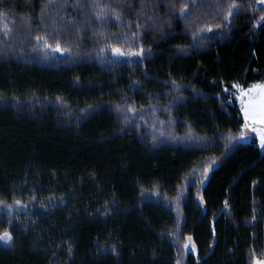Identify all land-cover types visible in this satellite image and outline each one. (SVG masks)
Here are the masks:
<instances>
[{
  "label": "trees",
  "instance_id": "1",
  "mask_svg": "<svg viewBox=\"0 0 264 264\" xmlns=\"http://www.w3.org/2000/svg\"><path fill=\"white\" fill-rule=\"evenodd\" d=\"M256 82L262 0H0V264H252Z\"/></svg>",
  "mask_w": 264,
  "mask_h": 264
},
{
  "label": "rangeland",
  "instance_id": "2",
  "mask_svg": "<svg viewBox=\"0 0 264 264\" xmlns=\"http://www.w3.org/2000/svg\"><path fill=\"white\" fill-rule=\"evenodd\" d=\"M51 1V0H50ZM68 0H62L63 2L67 3ZM264 2V0H262ZM24 21L22 22L24 25H27L28 21L24 18ZM26 36H29L26 33ZM10 52V51H9ZM237 90V98L238 101L242 107V114L244 117V125L243 130L239 136V140L241 141H250L254 137H256L258 144L261 146L262 149V143L261 138L264 136V124L260 123V120L262 118V109H264V82H256L253 83L251 86L248 87H237L235 88ZM128 111V110H127ZM126 112L123 113V117L128 120V116H126ZM133 114V110H132ZM152 117V116H151ZM150 118L143 116V117H137L136 119V126L141 125L143 122L146 124L147 128L151 131H149L151 134L156 129L150 125ZM130 121L128 122L129 125ZM133 123V122H132ZM149 124V125H148ZM157 133H162L161 129H159V132L157 130ZM147 133L145 132V135ZM24 207V203L19 200H13L11 203H3L0 205V208L8 211L9 214L14 215L17 210H20ZM5 208V209H4ZM194 245L191 242L190 238H186L184 240V244H182V248L185 249V252L189 251L193 248ZM252 264H264V252L260 253L257 256L253 257Z\"/></svg>",
  "mask_w": 264,
  "mask_h": 264
},
{
  "label": "snow or ice",
  "instance_id": "3",
  "mask_svg": "<svg viewBox=\"0 0 264 264\" xmlns=\"http://www.w3.org/2000/svg\"><path fill=\"white\" fill-rule=\"evenodd\" d=\"M38 39H41L38 37ZM49 46V45H46ZM56 51H61L62 49L60 48L59 45L56 46L55 48ZM117 55H126V53L122 52L120 49H114L113 50ZM128 54H136V53H128ZM260 123L264 124V109H262V118L260 120ZM261 143L262 147H264V136L261 138ZM10 239V236L5 233L3 236H0V241H8Z\"/></svg>",
  "mask_w": 264,
  "mask_h": 264
},
{
  "label": "bare ground",
  "instance_id": "4",
  "mask_svg": "<svg viewBox=\"0 0 264 264\" xmlns=\"http://www.w3.org/2000/svg\"><path fill=\"white\" fill-rule=\"evenodd\" d=\"M21 213V212H20Z\"/></svg>",
  "mask_w": 264,
  "mask_h": 264
}]
</instances>
